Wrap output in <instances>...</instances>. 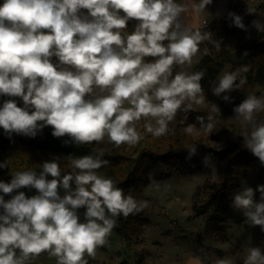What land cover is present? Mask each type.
<instances>
[{"label": "clouds", "instance_id": "9594fccd", "mask_svg": "<svg viewBox=\"0 0 264 264\" xmlns=\"http://www.w3.org/2000/svg\"><path fill=\"white\" fill-rule=\"evenodd\" d=\"M212 4L213 0H2L4 135L10 142L14 135L35 138L50 126L53 137H67L64 144L88 145L107 137L117 147H134L142 139L135 126L142 119L147 133L155 138L166 135L178 113H184L186 121L195 111L193 105L205 103L204 72L174 69L190 65L200 44L211 39L202 31L207 19L196 28L186 19ZM247 14L254 13L247 9ZM227 20L229 27L248 31L241 15L229 11ZM252 26L264 31L255 20ZM221 44L218 40L215 47L219 50ZM248 71L243 66L224 72L209 90L232 105L235 120L245 128V148L264 166V121L257 119L264 112V96L250 93L236 104L231 95L246 83L241 74ZM208 111L207 119L198 115L195 122L211 134L216 128L212 113L221 109L214 103ZM184 131L195 134V125ZM186 152L185 160L191 161L198 145H189ZM67 158L72 171L62 169L60 157H53L43 161L39 171L9 170L11 179L0 180V264H30L44 253L56 264H88L97 248L108 243L119 217L143 211L144 204L98 174L110 163L102 150ZM202 163L207 166L209 158L204 156ZM2 169H9L8 159L0 161ZM149 180L156 192L171 187L155 181L152 173ZM22 189L35 193L29 196ZM230 206L243 214L249 227L264 232V184L235 193ZM243 264H264V250L249 248Z\"/></svg>", "mask_w": 264, "mask_h": 264}, {"label": "trees", "instance_id": "16d2710c", "mask_svg": "<svg viewBox=\"0 0 264 264\" xmlns=\"http://www.w3.org/2000/svg\"><path fill=\"white\" fill-rule=\"evenodd\" d=\"M2 3V0H0ZM264 12V4L261 6ZM227 11L208 21L207 27L202 31L207 32L221 30L223 33L222 44L219 50L215 43L204 41L200 44V58L190 72H204L201 81L205 103L203 106L193 105L195 111L188 114L185 121L184 113H178L177 127L160 138H155L146 133L142 136L140 143L134 147L120 145L119 147L108 142L105 137L103 142H93L88 145L64 144L67 137L55 138L52 136V128L45 127L35 138L14 135V142L3 134H0V161L9 160V169L0 170V180L9 181L11 172L36 169L48 158L49 155L68 157H79L94 154L98 151L104 152V158L109 160L107 167L98 170V174L110 177L115 185L123 189L125 195L134 196L140 192L149 180V173L153 174L154 180L167 178L172 173H193L204 168L202 158L207 156L209 163L220 162V176L216 180H207L205 183V195L195 204V214H203L206 222V232L219 231L224 226L227 218L225 210L228 206L230 193L240 188L248 170L253 171L264 180V166L244 146L242 134L245 128L235 120L232 113V105L225 104L213 96L209 90L213 81L225 62L229 61L231 50L244 46L239 40L236 29L229 27L227 23ZM203 25V24H202ZM202 25L198 26L201 27ZM261 25H264V16ZM132 24L126 31H131ZM205 49L207 52L205 53ZM240 69L247 66L249 71L241 75L246 77L238 91L231 93L235 97V103H240L248 94L264 96V31H255L254 41L248 46L247 55L236 62ZM184 71L180 66L174 72ZM185 72V71H184ZM7 97L0 96V104ZM18 106H22L19 98H16ZM220 106L219 114L212 113L216 121L215 130L209 134L200 129L195 122L196 116H204L207 119L208 109L212 104ZM258 121H264V112L259 113ZM189 124H194L196 133L188 135L184 129ZM250 131V129H249ZM189 145H198V154L191 161H186L187 148ZM40 154V155H37ZM72 171V168L65 169ZM50 178V177H49ZM27 195H33L35 190L22 189ZM8 199L9 197H5ZM83 212V209L80 210ZM142 211L138 214L129 215L127 218L119 217L116 221V230L119 234L130 239L138 229L143 220ZM222 238L226 236L221 234Z\"/></svg>", "mask_w": 264, "mask_h": 264}, {"label": "rangeland", "instance_id": "374dc122", "mask_svg": "<svg viewBox=\"0 0 264 264\" xmlns=\"http://www.w3.org/2000/svg\"><path fill=\"white\" fill-rule=\"evenodd\" d=\"M238 1L213 0L208 10L202 14L198 13L197 16L199 17L198 25H202L206 19L209 21L227 11H232L241 15L244 24L248 26L247 32L233 26L244 46L231 50L229 61L221 67L213 81V86L224 72L240 70L235 63L245 57L244 53L254 41L256 29L252 26V21L262 23L264 12L257 8L258 5L245 4L237 10L234 8ZM178 2L182 3V0ZM193 2L198 3V0ZM231 2L235 3L233 9ZM258 2H264V0H258ZM247 9H251L254 14H247ZM186 22L189 26L192 25L191 22ZM227 23H229L228 20ZM208 33L211 36L208 44L215 43L220 37L223 38L220 29L211 30ZM200 55L198 52L193 57L192 63L180 66L181 69L190 72ZM145 123L147 121L142 119L135 125L140 135L147 133L144 130ZM175 127H177L176 119L169 124L167 134L171 133ZM0 134H3L2 128H0ZM53 157H60L62 169L71 168L66 157L49 155L45 160ZM219 176L220 162L213 161L197 172L172 173L167 178L156 180L162 185H170L168 191L162 189L156 192L151 186L152 182H148L139 193L133 196L138 203L145 205L142 211L144 219L140 222L137 232L130 239L124 238L116 230V223L108 237V243L97 248L95 258H88V264H178L181 260L184 263L188 256L198 259L203 264H219L222 260L227 264H243L249 248L259 247L264 250V232H261L259 227H249L243 214L230 206L231 198L235 193L248 187L255 188L258 184H264L263 178L253 171L248 170L240 181V188L230 193L225 210L227 221L220 228V232L207 233L203 214H195V204L205 195L206 181L216 180ZM258 196L259 193L257 198ZM221 234H224L226 238H222ZM190 262L192 264V259ZM30 264H56V260L44 253Z\"/></svg>", "mask_w": 264, "mask_h": 264}, {"label": "crops", "instance_id": "0c3cea01", "mask_svg": "<svg viewBox=\"0 0 264 264\" xmlns=\"http://www.w3.org/2000/svg\"><path fill=\"white\" fill-rule=\"evenodd\" d=\"M184 2V0H182V3ZM264 4V2H258V6H257V8H259V9H261L262 10V8L260 7L261 6V4ZM234 4L235 3H233V2H231V8L232 7H234ZM235 7H236V4H235ZM233 9V8H232ZM234 9H237V10H239V9H241V8H234ZM198 16V14H194V15H190L187 19L188 20H186V21H188V22H191V24L192 25H190L192 28H196V27H198V26H200V25H198L199 24V17H197ZM191 259H192V264H203V262H201V261H198V259H196V258H194V257H189L188 256V258H187V260H184L185 262L183 263L182 262V260L181 261H179V263L178 264H191Z\"/></svg>", "mask_w": 264, "mask_h": 264}, {"label": "built area", "instance_id": "2783aa9c", "mask_svg": "<svg viewBox=\"0 0 264 264\" xmlns=\"http://www.w3.org/2000/svg\"><path fill=\"white\" fill-rule=\"evenodd\" d=\"M248 5V4H251L252 6H255L258 4V0H239L237 3H236V7L237 8H241L243 5ZM173 226V225H172Z\"/></svg>", "mask_w": 264, "mask_h": 264}]
</instances>
